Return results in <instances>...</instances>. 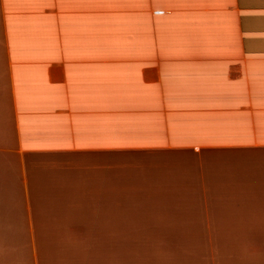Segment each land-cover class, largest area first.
<instances>
[{
  "label": "crops",
  "instance_id": "0c3cea01",
  "mask_svg": "<svg viewBox=\"0 0 264 264\" xmlns=\"http://www.w3.org/2000/svg\"><path fill=\"white\" fill-rule=\"evenodd\" d=\"M165 240L264 264V0H0V264Z\"/></svg>",
  "mask_w": 264,
  "mask_h": 264
},
{
  "label": "rangeland",
  "instance_id": "374dc122",
  "mask_svg": "<svg viewBox=\"0 0 264 264\" xmlns=\"http://www.w3.org/2000/svg\"><path fill=\"white\" fill-rule=\"evenodd\" d=\"M181 237L213 241L231 237L220 230L179 231ZM85 248V260L78 264H206L205 255L219 254L220 247L208 244L175 245L165 240L161 245L92 246ZM81 260V259H80Z\"/></svg>",
  "mask_w": 264,
  "mask_h": 264
}]
</instances>
